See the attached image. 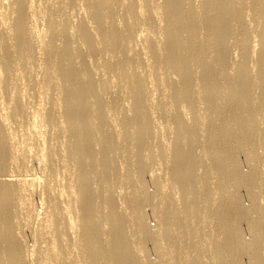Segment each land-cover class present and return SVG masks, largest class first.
<instances>
[{
    "label": "bare ground",
    "instance_id": "obj_1",
    "mask_svg": "<svg viewBox=\"0 0 264 264\" xmlns=\"http://www.w3.org/2000/svg\"><path fill=\"white\" fill-rule=\"evenodd\" d=\"M0 264H264V0H0Z\"/></svg>",
    "mask_w": 264,
    "mask_h": 264
},
{
    "label": "rangeland",
    "instance_id": "obj_2",
    "mask_svg": "<svg viewBox=\"0 0 264 264\" xmlns=\"http://www.w3.org/2000/svg\"><path fill=\"white\" fill-rule=\"evenodd\" d=\"M158 114H156V116H157ZM157 118V121H158V123H159V127L161 128V131L160 130H158L157 129V131H158V135H159V138H158V140H153V143H155L156 145H162V144H166V141L168 140V138H169V126H168V122H166L165 120H163V119H160V118H158V117H156ZM156 129V128H155ZM158 162V161H157ZM160 167V168H159ZM153 168L156 170L157 169V171H161V168H163V166L161 165V164H159V163H157V164H154L153 165ZM243 170H245V171H248V166L246 165V164H244L243 165ZM36 173H38L37 171H36ZM147 189H148V191H153V187L148 183V185H147ZM123 191V189L122 188H117L116 189V194L118 195V194H120L119 192L120 191ZM121 195V194H120ZM65 196V195H64ZM64 198H67V195H66V197H64ZM243 203L244 204H248V201L244 198L243 199ZM144 209H146V211H149L150 210V207L148 206V205H145V208ZM149 217H148V223H149V225H154V223H155V220H153V218H152V216H150V215H148ZM246 238H248V235L246 236ZM149 257L151 258V259H154L155 260V256H154V254L152 253V252H150V254H149Z\"/></svg>",
    "mask_w": 264,
    "mask_h": 264
}]
</instances>
